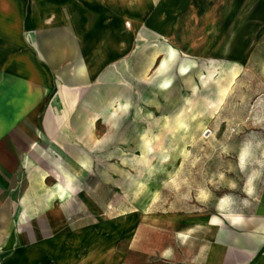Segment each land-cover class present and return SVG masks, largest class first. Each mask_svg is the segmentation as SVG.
<instances>
[{
    "label": "crops",
    "instance_id": "obj_1",
    "mask_svg": "<svg viewBox=\"0 0 264 264\" xmlns=\"http://www.w3.org/2000/svg\"><path fill=\"white\" fill-rule=\"evenodd\" d=\"M189 5L0 0V264H264V190L213 214L145 217L122 203L111 215L122 182L138 189L114 153L127 159L131 144L143 172L190 105L180 80L191 60L158 40L188 30ZM227 13L212 46L240 69L264 45V0H230ZM228 40L238 48L223 53Z\"/></svg>",
    "mask_w": 264,
    "mask_h": 264
},
{
    "label": "rangeland",
    "instance_id": "obj_2",
    "mask_svg": "<svg viewBox=\"0 0 264 264\" xmlns=\"http://www.w3.org/2000/svg\"><path fill=\"white\" fill-rule=\"evenodd\" d=\"M224 1L222 16L221 9L216 14V0H191V6L187 8L188 30L160 35V46L164 44L168 46V52L174 49L177 56L191 60L187 68L190 73L180 80L185 102L190 105L183 106L185 111L175 112L173 141L150 144L154 155L145 158L143 172L135 164V159L142 153L134 150L131 144H128L127 159L117 158L114 153L110 161L113 168L117 169L119 165L127 168L128 178L135 179L138 189L133 190L129 182H122L121 187L112 192L115 201L111 215L121 213L119 205L122 203L128 206L124 208H131L128 211L132 214L143 210L145 217L174 211L182 215L213 214L233 209L232 204L262 197L264 45H260L261 40L258 41L256 36L257 46L250 48L252 59L243 62L240 69L231 63V58L215 55L212 40L220 33L216 24L222 23V17L230 20L227 13L230 0ZM201 17L206 19L207 30L200 24ZM237 48L234 46L233 51ZM149 49L153 55L159 52L160 61L165 59L167 50L159 46ZM228 64L234 65L235 74L222 101L200 110L198 104ZM166 129L160 127V138H167ZM245 146L249 147V152L242 165L239 158ZM137 203L141 206L134 205Z\"/></svg>",
    "mask_w": 264,
    "mask_h": 264
},
{
    "label": "bare ground",
    "instance_id": "obj_3",
    "mask_svg": "<svg viewBox=\"0 0 264 264\" xmlns=\"http://www.w3.org/2000/svg\"><path fill=\"white\" fill-rule=\"evenodd\" d=\"M234 38H236V37H234ZM231 39H233V38L231 37ZM229 42H230V40H228L224 44V46H223L224 52L223 53L228 52V50L233 51V49H232L233 47L231 48V46L229 45ZM174 52L175 51L173 49L170 51V54H171V57H172L173 60L176 59ZM185 69H187V67L183 66V70H185ZM234 74H235V67H234V65L228 64L226 66V68L222 70L221 75L214 81L213 87H211L210 90L206 93L203 101L198 104L200 110H202L203 107H206L207 109H209L210 107L216 106L218 103H220L222 101L223 95L225 94V92L228 90L229 86L232 83ZM169 81H167L166 84ZM204 219H205V217H204ZM204 221H206V220H204ZM212 221L215 222L216 221V218L213 217V220ZM202 223H204V222H202Z\"/></svg>",
    "mask_w": 264,
    "mask_h": 264
},
{
    "label": "clouds",
    "instance_id": "obj_4",
    "mask_svg": "<svg viewBox=\"0 0 264 264\" xmlns=\"http://www.w3.org/2000/svg\"><path fill=\"white\" fill-rule=\"evenodd\" d=\"M248 152H249V147L245 146V148L242 150L241 156L239 158L242 165L244 163L245 157L248 155Z\"/></svg>",
    "mask_w": 264,
    "mask_h": 264
}]
</instances>
